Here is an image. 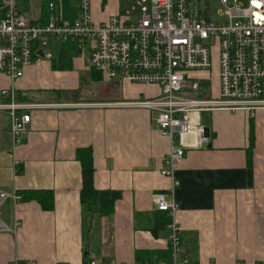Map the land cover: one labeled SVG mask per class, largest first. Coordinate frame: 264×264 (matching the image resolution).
<instances>
[{"label":"crops","instance_id":"0c3cea01","mask_svg":"<svg viewBox=\"0 0 264 264\" xmlns=\"http://www.w3.org/2000/svg\"><path fill=\"white\" fill-rule=\"evenodd\" d=\"M48 1L21 0V8L39 20ZM56 1L62 17L79 18V0ZM130 1L91 0L93 18L103 21ZM78 53L68 69L53 68L48 58L34 60L14 82L22 100L49 104L32 110L24 142L14 144L10 115L0 110V187L55 192L53 209L35 199L3 204L2 219L11 226L17 215L20 224L15 231L0 229V264L169 259V226L151 228L160 210L153 201L157 191L178 204L172 220L183 226V252L198 264L264 260V107L194 111L193 119L210 126L212 136L204 146L195 145L193 134L185 138L186 155L175 167L179 184L173 186L162 173L172 140L160 130L158 112L104 103L155 95L159 86L95 78ZM12 82L0 72V87ZM69 102L81 104H64ZM82 146L93 149L95 186L120 191L111 214L82 203V163L76 156Z\"/></svg>","mask_w":264,"mask_h":264},{"label":"built area","instance_id":"2783aa9c","mask_svg":"<svg viewBox=\"0 0 264 264\" xmlns=\"http://www.w3.org/2000/svg\"><path fill=\"white\" fill-rule=\"evenodd\" d=\"M219 1L220 19L213 18L210 0H131L125 9L96 21L91 0H79L76 20L62 17L59 3L49 0L48 18L39 21L20 10L18 0H3L0 72L13 82L0 87V110L10 115L9 133L14 144L24 142L32 110L49 105L22 100L14 82L34 60L52 58L53 39L71 40L103 79L159 86L155 95L104 103L143 106L158 112L160 130L172 140L162 173L173 179V186L178 185L175 167L186 155L185 138L193 134L195 145L204 146L212 136L210 126L193 119L194 111L226 107L253 112L264 107V0ZM15 166L19 170L17 158ZM166 195L157 191L153 201L157 209L167 210L173 218L178 204ZM22 197L18 190L9 192L0 187V229L18 228L17 215L10 226L2 219L1 209L8 199L16 207ZM168 226L170 258L136 264H198L183 252L181 223L173 219ZM19 264L37 263L29 260ZM84 264L117 263L91 259ZM255 264H264V260Z\"/></svg>","mask_w":264,"mask_h":264},{"label":"trees","instance_id":"16d2710c","mask_svg":"<svg viewBox=\"0 0 264 264\" xmlns=\"http://www.w3.org/2000/svg\"><path fill=\"white\" fill-rule=\"evenodd\" d=\"M21 0L18 1L20 10H22ZM47 4V3H46ZM5 6L3 0H0V16L3 15ZM48 18V9L45 5V11L39 21H46ZM51 47L53 49V56L51 63L53 68L56 69H68L73 67L72 56L77 54L79 50L71 40L53 39ZM91 67V66H90ZM92 68V74L95 78H101L100 72ZM255 130L254 126H251V148L249 159L252 160L253 155V143H254ZM77 158L82 163V176H83V187L81 191V200L83 205L91 210L97 209L104 214H111L114 210L115 200L120 196V191L116 189H99L95 186V163L93 149L91 146H82L77 149ZM22 170H17L20 173ZM18 192L22 193L23 199H35L39 201L43 208L53 209L55 207V192L51 188H26L17 189ZM157 219L154 225L151 227L154 231H157L161 227L167 226L171 221L172 217L167 210H159L157 213ZM171 255V249L169 248ZM140 252L138 251V254ZM169 255V256H170ZM150 256V255H149ZM149 259H153L149 257ZM88 261L85 258V263Z\"/></svg>","mask_w":264,"mask_h":264},{"label":"rangeland","instance_id":"374dc122","mask_svg":"<svg viewBox=\"0 0 264 264\" xmlns=\"http://www.w3.org/2000/svg\"><path fill=\"white\" fill-rule=\"evenodd\" d=\"M210 4H211V11H212L213 18L220 19L222 16L218 13V10L222 6V4L220 3L219 0H210ZM26 15H27V13H26ZM78 54H82L85 56L84 53H78Z\"/></svg>","mask_w":264,"mask_h":264}]
</instances>
